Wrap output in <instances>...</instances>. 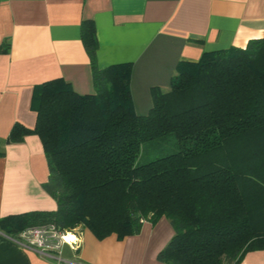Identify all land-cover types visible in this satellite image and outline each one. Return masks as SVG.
Masks as SVG:
<instances>
[{
	"label": "trees",
	"instance_id": "obj_1",
	"mask_svg": "<svg viewBox=\"0 0 264 264\" xmlns=\"http://www.w3.org/2000/svg\"><path fill=\"white\" fill-rule=\"evenodd\" d=\"M80 29L94 93L62 78L36 85L34 127L16 122L5 139L39 136L49 171L42 188L56 208L2 217L0 230L15 237L52 223L122 239L165 217L174 233L161 262L239 264L264 250V36L180 62L169 90L152 87L148 112L138 114L132 64L100 68L93 20ZM169 137L176 151L137 161L145 143Z\"/></svg>",
	"mask_w": 264,
	"mask_h": 264
},
{
	"label": "crops",
	"instance_id": "obj_2",
	"mask_svg": "<svg viewBox=\"0 0 264 264\" xmlns=\"http://www.w3.org/2000/svg\"><path fill=\"white\" fill-rule=\"evenodd\" d=\"M85 19L96 28L100 68L132 64L130 91L141 114L151 106L152 87L169 90L180 62L264 36V0H0V218L56 208L42 188L49 171L39 136L5 139L16 122L34 127L36 85L62 78L77 93H94L81 40ZM173 233L165 217L122 239H98L82 228L78 250L65 247L58 262L0 230V264H167L157 254ZM239 264H264V250Z\"/></svg>",
	"mask_w": 264,
	"mask_h": 264
},
{
	"label": "built area",
	"instance_id": "obj_3",
	"mask_svg": "<svg viewBox=\"0 0 264 264\" xmlns=\"http://www.w3.org/2000/svg\"><path fill=\"white\" fill-rule=\"evenodd\" d=\"M13 238L23 246L34 247L41 255L58 262L65 261V247L77 251L82 242L79 228L62 230L52 223L27 227Z\"/></svg>",
	"mask_w": 264,
	"mask_h": 264
},
{
	"label": "rangeland",
	"instance_id": "obj_4",
	"mask_svg": "<svg viewBox=\"0 0 264 264\" xmlns=\"http://www.w3.org/2000/svg\"><path fill=\"white\" fill-rule=\"evenodd\" d=\"M147 112L148 110L145 111V113ZM145 113H141V114H145ZM143 148H144V153L142 156L139 155L137 159L138 162H144L154 158L157 155H162L165 153L176 151L178 149V144L173 137H169L168 139L163 138L162 140L147 142L143 145Z\"/></svg>",
	"mask_w": 264,
	"mask_h": 264
},
{
	"label": "bare ground",
	"instance_id": "obj_5",
	"mask_svg": "<svg viewBox=\"0 0 264 264\" xmlns=\"http://www.w3.org/2000/svg\"><path fill=\"white\" fill-rule=\"evenodd\" d=\"M70 236L68 235L67 238H69Z\"/></svg>",
	"mask_w": 264,
	"mask_h": 264
}]
</instances>
